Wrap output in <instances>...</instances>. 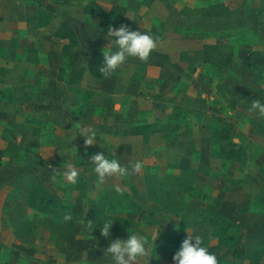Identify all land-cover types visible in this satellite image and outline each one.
<instances>
[{"label":"rangeland","instance_id":"rangeland-1","mask_svg":"<svg viewBox=\"0 0 264 264\" xmlns=\"http://www.w3.org/2000/svg\"><path fill=\"white\" fill-rule=\"evenodd\" d=\"M55 2L41 0L53 9L43 29L3 36L0 21V264H114L104 250L130 234L146 239L149 264H174L187 232L202 236L219 264H247L244 253L264 240V118L249 111L252 100L264 103V0ZM25 5L32 13L33 0ZM122 23L159 37L154 51L164 56L129 57L111 78L90 76L86 50H116L105 34ZM57 26L75 32L67 54L65 39L51 35ZM205 41L231 50L232 62L220 69L204 61ZM81 127L97 130L95 144L85 146ZM236 146L240 160L219 154ZM113 151L121 165L141 161L143 168L100 184L90 157L113 158ZM71 168L75 184L66 179ZM35 183L67 207L70 220L33 206ZM165 199L184 213L182 237L175 236L179 216L160 204ZM210 210L239 230L217 235L198 220Z\"/></svg>","mask_w":264,"mask_h":264},{"label":"clouds","instance_id":"clouds-1","mask_svg":"<svg viewBox=\"0 0 264 264\" xmlns=\"http://www.w3.org/2000/svg\"><path fill=\"white\" fill-rule=\"evenodd\" d=\"M105 35L108 43L112 41L116 45V50H113L111 47H104L102 49V63L98 67V71L105 79L111 78L129 57L147 61L152 51L157 48L159 41V37H153L148 32L130 30L129 26L123 23L118 28H113L110 25ZM249 111L255 112L260 118H264V103L259 99L252 100ZM78 135L84 137L85 146L96 143L97 130L92 127H81ZM114 157V151L113 158H109L108 155L101 152H97L90 157L98 183L103 184L110 177L122 179L137 175L143 168L141 161H135L128 166H124ZM57 175H60V173H55L50 178L55 180ZM78 175V171L75 168H71L66 173V179L69 183L75 184L78 180ZM115 191L122 193L123 189L116 186ZM64 219L70 220L71 215L65 214ZM112 223V219L103 222V226L100 229L102 236L108 237L110 235ZM85 227L88 236L93 237L90 235L91 230L95 227L92 221L88 220ZM146 245L147 241L143 236L130 234L127 239L117 238L109 241V246L104 252L111 256L114 264H138L141 258L145 259L147 264H149L151 256ZM172 260L174 264H219L217 255L209 251L204 245V238L200 235H193L190 232H187L179 249L172 256Z\"/></svg>","mask_w":264,"mask_h":264},{"label":"trees","instance_id":"trees-1","mask_svg":"<svg viewBox=\"0 0 264 264\" xmlns=\"http://www.w3.org/2000/svg\"><path fill=\"white\" fill-rule=\"evenodd\" d=\"M36 2V18H35V26L36 27H42L45 24H47L52 10L47 7L41 5V0H34ZM54 1H61V0H54ZM215 6V5H213ZM88 11L90 13H95L96 10L94 8H88ZM217 11L209 10L208 14H215ZM52 37L54 38H60L65 39L64 45L62 47V52L67 54L69 50L76 45L77 38L75 35V32L72 29H64L61 27H57L52 30L51 32ZM203 51H202V57L204 61H209L216 65L218 68L222 69L228 64L232 62V52L231 50H221V46L205 41L202 45ZM86 54V63L85 67L87 69V72L90 76L102 79L104 78L102 74L99 73L98 67L102 63V49L97 47H91L88 48L85 52ZM154 55L164 56L160 51H154ZM217 54V55H214ZM215 56V57H214ZM219 56H223L220 58V62L217 58ZM82 74V70L78 68L74 73L73 77L70 79L72 81H76L80 78ZM219 154L226 159H235L240 160L242 159V148L241 146H236L228 149H223L219 151ZM164 178V177H162ZM147 185L146 189L149 194V196L155 195L154 189L148 184L149 178L148 176L145 179ZM163 183L159 182V185L161 186ZM35 189H38V192L34 195L35 201L33 202V206L39 210L46 213L54 214L58 217H64L65 214H69V210L67 207L62 204L61 202L51 200L48 198L45 194V191L43 187L39 183H35L34 185ZM164 188V186H161L160 189ZM163 204L169 212H173L174 214L179 216L178 225H177V231L175 233L176 237H182L185 232L184 229L186 228V225L184 224V213H177V208L174 207V203L171 199H165ZM127 206H130L132 208L137 209L138 204L133 201L132 199L129 200V204ZM91 211H93V208H91ZM199 222L207 223L209 225H212L215 228V232L220 237H225L228 234H231L233 232H237L239 230V224L236 223L234 220L230 219L223 213L216 211V210H210L208 213L203 214L202 217H199ZM264 220V219H263ZM264 224V222H263ZM238 254V253H234ZM264 255V240L259 241L255 247L250 249L248 252H245L243 257L246 260L247 264H264V260H262V257Z\"/></svg>","mask_w":264,"mask_h":264},{"label":"crops","instance_id":"crops-1","mask_svg":"<svg viewBox=\"0 0 264 264\" xmlns=\"http://www.w3.org/2000/svg\"><path fill=\"white\" fill-rule=\"evenodd\" d=\"M25 2H27V0H0V21H1V26H2L3 36L11 35L13 34V31H16L19 29L23 30V27H26L32 30L33 28L43 29V27H45V26H42V27L35 26L36 2L33 0L35 5L33 7L32 13L28 10L29 7L25 5ZM62 2H65V0L56 1L55 3H62ZM25 9H27L28 11L26 12ZM52 13H53V9H52ZM24 19H26V21H24ZM57 27H61L64 29H72V28H69V27L66 28L63 26H57ZM8 64L9 63L5 64L7 67H9V69L5 72V75H4L5 82H8V79L11 77V74L13 72L11 70L12 66ZM20 64L23 67V61L20 62ZM21 73H22L21 76H23V72Z\"/></svg>","mask_w":264,"mask_h":264}]
</instances>
